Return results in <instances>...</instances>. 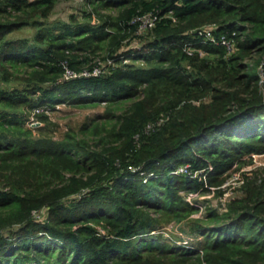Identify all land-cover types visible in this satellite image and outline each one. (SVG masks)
<instances>
[{
    "label": "trees",
    "instance_id": "obj_1",
    "mask_svg": "<svg viewBox=\"0 0 264 264\" xmlns=\"http://www.w3.org/2000/svg\"><path fill=\"white\" fill-rule=\"evenodd\" d=\"M58 1L0 0V264H264V169L223 211L186 199L264 153V0H85L50 22ZM100 102L55 135L58 104Z\"/></svg>",
    "mask_w": 264,
    "mask_h": 264
},
{
    "label": "rangeland",
    "instance_id": "obj_2",
    "mask_svg": "<svg viewBox=\"0 0 264 264\" xmlns=\"http://www.w3.org/2000/svg\"><path fill=\"white\" fill-rule=\"evenodd\" d=\"M84 7H86L85 0H59L49 17V21H69L70 14H80ZM33 32V28H27L20 31L18 34H31ZM105 107V102L82 106L58 104L55 109L49 111L50 119L54 123L53 125L51 124L53 132L58 136L69 127L77 128L83 122L89 120L90 117H97L99 114L104 113ZM28 122L30 126L41 125L40 121L37 118H34L33 115L30 116ZM252 169H264V153L253 154L251 159L246 158V163H243L239 169H233L229 172L230 174L226 178V180H228L226 184L227 186L223 188L224 194H220L218 190L200 193L196 200H198V203L203 204L204 208L201 210L198 209V211L193 213L192 216L198 217L203 215L208 206L216 207L219 211H223L225 209V203L229 197L241 194V181L239 179L242 178L244 172H249ZM35 215L41 217L42 213L36 212ZM181 226L186 228L185 223L177 224L171 222L164 227L163 232L166 236L171 232L173 236L180 237V239L178 238V243H185L189 238H194V236H191L192 234L182 232Z\"/></svg>",
    "mask_w": 264,
    "mask_h": 264
},
{
    "label": "built area",
    "instance_id": "obj_3",
    "mask_svg": "<svg viewBox=\"0 0 264 264\" xmlns=\"http://www.w3.org/2000/svg\"><path fill=\"white\" fill-rule=\"evenodd\" d=\"M157 19V15L154 13V12H150V13H147V14H144L140 17H137V20H139V31L141 30H144L146 28H149L151 27L155 20ZM204 32L205 34L213 41H216V39L214 38L213 34L211 33L210 31V27H205L204 28ZM220 42L224 45L227 46V48L230 50L232 48V43L228 40H226L225 38H222L220 40ZM128 59H125V61H127ZM110 61V60H109ZM90 71L89 70H84L82 72V74H88ZM100 72H102V67L101 66H96L92 73L94 74H99ZM79 73L75 72L74 70L66 67L65 68V72H64V77L65 78H71V77H74V76H77ZM178 171H181V172H185L186 171V166H179ZM228 180H226L222 185H220L219 187L220 188H224L225 186H227ZM212 190H215V187H211V191ZM200 195V192H193V193H189L188 195H186V199L191 202L192 204H195L196 206H198L199 210L203 209V204L201 203H198L196 200L197 199V196Z\"/></svg>",
    "mask_w": 264,
    "mask_h": 264
}]
</instances>
